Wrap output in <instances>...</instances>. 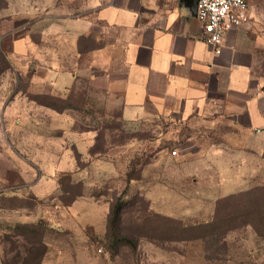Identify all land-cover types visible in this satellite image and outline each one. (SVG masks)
Listing matches in <instances>:
<instances>
[{"label":"rangeland","instance_id":"374dc122","mask_svg":"<svg viewBox=\"0 0 264 264\" xmlns=\"http://www.w3.org/2000/svg\"><path fill=\"white\" fill-rule=\"evenodd\" d=\"M4 5L0 0V10ZM261 66L257 71L264 76ZM69 101L57 103L63 115L40 110L29 121L9 111L1 115L0 102V264H264V188L219 200L216 210L229 218H221L217 233L202 235L180 222L184 207L195 211L203 205L200 196L235 191V178L250 174L247 168L256 163L250 176L264 183L259 158L222 144L245 141L225 139L227 123L199 115L188 123L158 117L125 124L95 91L87 92L85 106ZM84 126L89 133L80 135ZM260 141L250 139L247 150ZM144 160H152L148 174L165 191L191 181L184 194L192 199L177 200L162 189L161 202L151 203L145 182L127 185V172L142 177ZM116 204L122 206L115 221L109 216Z\"/></svg>","mask_w":264,"mask_h":264},{"label":"crops","instance_id":"0c3cea01","mask_svg":"<svg viewBox=\"0 0 264 264\" xmlns=\"http://www.w3.org/2000/svg\"><path fill=\"white\" fill-rule=\"evenodd\" d=\"M248 16L245 25L226 35L216 55L200 39L195 0H5L0 46L8 67L0 77L1 115L9 111L28 121L40 110L63 115L37 98L65 99L85 84L87 92L102 97V105L116 107L125 124L158 117L188 123L199 115L222 120L225 139H245L222 144L262 164L264 76L257 70L264 65V0H248ZM10 77L13 83H3ZM88 133L81 128L80 135ZM258 138L259 145L247 150L250 139ZM258 166H246L250 174L235 178V191L256 177L250 175ZM144 182L151 203L161 202L162 189L177 200L192 199L184 194L189 180L166 186L171 192L158 180ZM225 195L198 199L206 203Z\"/></svg>","mask_w":264,"mask_h":264},{"label":"trees","instance_id":"16d2710c","mask_svg":"<svg viewBox=\"0 0 264 264\" xmlns=\"http://www.w3.org/2000/svg\"><path fill=\"white\" fill-rule=\"evenodd\" d=\"M0 62H1V67H0V77H1L8 67V65H7L8 63L4 59L2 53H0ZM87 91L88 90L85 88L78 90L77 85H76L75 88L71 89L67 93V98H65V99H60L56 96L44 95V96H41L40 98H37V100L40 101L41 103H44L48 107H51L57 111H60L63 109H59V106L57 105V103H59V102L64 103L67 101V105H68L69 104L68 102H70L69 100L71 98L74 99L79 104H81V103L84 104L85 103V97L87 96ZM72 106H74V104ZM67 108H68V106H67ZM83 128H86V126H84ZM155 155H158L157 156L158 160H161V158L163 157L161 151H159V150H157L155 152ZM262 157L264 158V152H263ZM151 162H152V160H149V162L144 160L142 168H141L142 177L135 178V177H132L131 171L127 172V181H128L127 185H131L132 182H136V183L144 182L145 180H151L153 182L155 179L152 178V173L149 175L145 171V169L147 168V165H149ZM256 178L257 177L251 178L250 181L247 182L246 185L241 187L239 190L228 193L225 196L218 197L213 201L203 203V205L200 208L196 209L195 211L193 208L192 214L188 217L186 216V218L184 220H180V222H182L184 224L185 223L186 224H192L193 227L195 229H197L202 235L217 233V232H215L218 229V227L216 228V225L218 223H221L222 219L229 218V217L222 218L223 216L219 215L218 211L216 210V207L218 205V201L219 200H225V199H227V200L228 199L229 200L230 199H236V198L240 197V195H239L240 193H243V191H247V190L252 189V188H258V187L264 188V183L260 184L259 183L260 180H258L260 178H257V179ZM121 206H122L121 204L114 205L110 211L109 217L116 221V219L118 218L119 212L121 210ZM167 216L171 217L169 215H167ZM247 226H249V225H247ZM230 231H233V229H231ZM230 231L226 230L224 232L225 237L221 241V243H223L224 245H225V241H227L226 237L229 235ZM23 264H25V263H23ZM35 264H38V260H36Z\"/></svg>","mask_w":264,"mask_h":264},{"label":"built area","instance_id":"2783aa9c","mask_svg":"<svg viewBox=\"0 0 264 264\" xmlns=\"http://www.w3.org/2000/svg\"><path fill=\"white\" fill-rule=\"evenodd\" d=\"M196 18L201 25V41L219 55L226 35L249 21L248 0H198Z\"/></svg>","mask_w":264,"mask_h":264},{"label":"water","instance_id":"95a60500","mask_svg":"<svg viewBox=\"0 0 264 264\" xmlns=\"http://www.w3.org/2000/svg\"><path fill=\"white\" fill-rule=\"evenodd\" d=\"M197 1H198V0H195V8L197 7Z\"/></svg>","mask_w":264,"mask_h":264}]
</instances>
